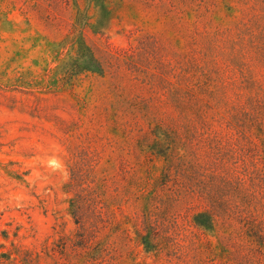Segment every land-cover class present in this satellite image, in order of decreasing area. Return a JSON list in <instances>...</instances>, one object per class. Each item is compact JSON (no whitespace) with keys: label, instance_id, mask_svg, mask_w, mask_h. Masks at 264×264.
<instances>
[{"label":"rangeland","instance_id":"rangeland-1","mask_svg":"<svg viewBox=\"0 0 264 264\" xmlns=\"http://www.w3.org/2000/svg\"><path fill=\"white\" fill-rule=\"evenodd\" d=\"M259 174L264 0H0V253L50 264L84 218L118 264H158L139 236L158 214L198 264L227 263L222 236L247 264Z\"/></svg>","mask_w":264,"mask_h":264},{"label":"trees","instance_id":"trees-1","mask_svg":"<svg viewBox=\"0 0 264 264\" xmlns=\"http://www.w3.org/2000/svg\"><path fill=\"white\" fill-rule=\"evenodd\" d=\"M78 50L83 56L84 68L87 63L96 62L91 49L86 45L84 39H71L66 40L63 50L67 51ZM72 58V57H71ZM74 61V59H72ZM65 61V60H64ZM70 60L67 63L59 62L58 73L61 78H64L63 84L73 78L75 70L74 63L70 65ZM78 62V67H81ZM62 69V70H61ZM72 76V77H71ZM256 174L253 172V175ZM264 182V175L259 174ZM209 215L208 213H201L197 216L196 220L201 217ZM199 218V219H198ZM249 226L252 230L250 240L244 244V249L247 252L245 259L247 264H264V220L260 221L258 217H249ZM161 222L158 214L147 215L144 221L143 231L140 233L142 244L145 246L147 253H152L157 259L158 264H198V248L194 250V255H191L190 248L185 245L186 239L174 238L171 235H164L154 229L155 224ZM202 223V221H199ZM76 224L80 225V229L70 235L62 234L51 245L45 244L42 254L38 255V262L46 259L50 264H118L114 250L105 245V239L102 237V228L98 224L87 225L84 218H78ZM203 226V225H202ZM207 228H216L215 223H204ZM227 240H226V239ZM256 238L257 241L253 240ZM197 235L192 238L193 243L196 242ZM230 240L227 237H221L220 244L224 246L223 254L229 253V258L226 264H233L237 258L236 254L228 249L231 247ZM16 253H0V264H33L29 261L28 256L26 259L22 258V253L30 255L32 252L25 251L17 248ZM164 256L166 259H164Z\"/></svg>","mask_w":264,"mask_h":264}]
</instances>
